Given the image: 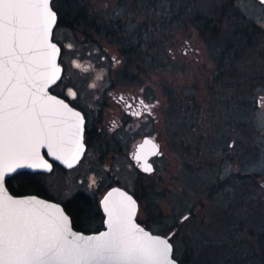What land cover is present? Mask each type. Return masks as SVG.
Listing matches in <instances>:
<instances>
[{
	"label": "rangeland",
	"instance_id": "rangeland-1",
	"mask_svg": "<svg viewBox=\"0 0 264 264\" xmlns=\"http://www.w3.org/2000/svg\"><path fill=\"white\" fill-rule=\"evenodd\" d=\"M224 2L232 18H224L221 35L234 34L230 26L235 9L260 25L257 35L242 38L243 42L233 35L241 51L226 57L217 45L224 39L205 38L198 28L202 21L191 20L195 12L219 17ZM57 4L72 24L56 33L67 56V79L76 85L89 80L95 87L106 75L114 78L115 93H142L143 88L145 97L157 99L155 124L146 121L135 131L124 132L123 144L131 147L148 131L156 135L162 155L153 172L140 176L128 175L124 158L113 162L118 176H75L80 169L68 176L59 172L41 176L48 191L66 199L79 189L89 191L108 179L120 180L139 194L138 217L155 232L173 233L175 256L187 258L185 264H264V3L58 0ZM80 6L82 15L96 20L92 27L76 21L82 19L77 13ZM108 21L118 26L115 34L93 33ZM123 40L146 41L138 54H132L140 58L146 52V61H128L121 51ZM223 80L229 83L223 85ZM100 226L94 216L87 221V227Z\"/></svg>",
	"mask_w": 264,
	"mask_h": 264
},
{
	"label": "snow or ice",
	"instance_id": "snow-or-ice-1",
	"mask_svg": "<svg viewBox=\"0 0 264 264\" xmlns=\"http://www.w3.org/2000/svg\"><path fill=\"white\" fill-rule=\"evenodd\" d=\"M55 18L50 0H0V187L6 175L25 166L18 161H34L27 164L34 168H51L47 162L35 161L39 160L41 142L51 141L56 131L46 118L49 103L66 108L62 101L43 95L48 84L58 78L54 64L57 49L47 43ZM44 47L52 49L50 60L44 59V53L37 58V49ZM49 67L53 75L45 79L43 70ZM36 77L43 83L37 85ZM144 108L151 111L148 105ZM74 115L82 121L78 113ZM153 147L158 153L159 146ZM144 171L151 172V165ZM128 199L127 216L116 222L110 233L84 238L71 232L62 213L55 221L41 223L25 211L24 206L32 201L5 197L0 201V264H173L172 246L166 239L144 233L145 241L131 235L142 230L131 225L135 202Z\"/></svg>",
	"mask_w": 264,
	"mask_h": 264
},
{
	"label": "flooded vegetation",
	"instance_id": "flooded-vegetation-1",
	"mask_svg": "<svg viewBox=\"0 0 264 264\" xmlns=\"http://www.w3.org/2000/svg\"><path fill=\"white\" fill-rule=\"evenodd\" d=\"M58 12V11H57ZM58 13V22L54 29V39L61 46L60 63L63 66V73L59 81L51 87V91L61 97L66 103L78 111L83 118V145L84 150L78 161V163L72 167H67L55 158H51L49 154L44 151V155L52 163V170L50 172L38 171H22L29 172L33 176H48L54 172H59L61 175L68 176L76 170L80 169L79 175L75 176H118L113 170V162L117 159L124 158L126 160V168L131 172L128 175L140 176L150 174L141 167V161L136 157L138 144L143 141L145 137L157 141L155 134H148V131L138 139L131 147L126 149L123 144L125 137L124 132H133L139 128V126L146 121L153 126L156 120V113L154 108L156 107V100H149L145 97L143 88L142 93L135 90H127L123 92H113V85H116L114 78H108L106 75L100 77L95 87L90 86L91 82L84 80L76 84L74 81L67 79L68 66L66 60V54L64 52L63 45L56 39V33L59 27L64 24ZM90 79V78H89ZM73 93L75 95H73ZM123 97V99H121ZM143 101V104L140 102ZM144 105H148L151 111L149 112L144 108ZM134 112H140L141 115H134ZM107 113H109L107 115ZM80 147V146H79ZM162 155H154L150 157V161L153 162L155 167V160ZM86 167V170H85ZM119 165L116 169H119ZM85 170V171H84ZM155 170V169H154ZM44 182V181H43ZM107 183L94 186L93 190H77L72 196L61 199L56 197L50 191L44 182L43 196L54 199L61 202L69 213L73 222L76 220L77 224H87V221L94 216V219L101 221V226L96 228L84 227L86 232L97 231L104 226L105 214L101 206V198L105 192L112 186H121L131 192L139 202V194L130 185L122 183L120 180H107ZM133 183V182H131ZM79 195V198L74 199ZM81 204H83L81 206ZM78 206H81L77 208ZM139 221L149 228L148 224L138 217ZM82 230V229H81ZM152 230V229H151Z\"/></svg>",
	"mask_w": 264,
	"mask_h": 264
},
{
	"label": "water",
	"instance_id": "water-1",
	"mask_svg": "<svg viewBox=\"0 0 264 264\" xmlns=\"http://www.w3.org/2000/svg\"><path fill=\"white\" fill-rule=\"evenodd\" d=\"M259 1L264 3V0H259ZM53 2L54 0H50V8L51 11L56 14V18H55V23L51 26V30L48 34L47 43L49 45H54L55 48L57 49V52L55 53V57H54V64H55V68L58 69V71L55 74L56 77L58 78L55 79V83L48 84V86L44 89L43 95L54 98V101H62L63 105H65L66 108L62 107L59 104L49 103L48 106L49 114L46 118L50 122L51 127L56 131L54 132V136L51 141L45 139L41 142V146L39 147V160L35 161L37 163L47 162V164L51 165V168L50 169L34 168L27 166V164H31L34 161H28L27 164L23 160L18 161L20 164H23L25 166L19 167L16 169V171L5 176L3 185L2 187H0V201L4 200L5 197H11L13 200L32 201V203L24 206L25 211L30 215L31 218L36 219L41 223H48L51 221H55L56 219H58L60 213H62L63 216L67 217L68 227L71 230V232L76 234V236L87 238V237H100L102 234L110 233L113 229L114 224L127 216L129 212L128 198H131V201L135 202V211L134 214H132L131 216V225L135 226V228L137 229L142 230V232H132L131 235L135 238L144 239L145 241L146 238L144 237V233H147L148 237L166 239L167 242L172 246L170 259L173 262V264H185L182 263L175 256L174 243L171 239L173 233L170 232L168 234H164V233L154 232L150 228L143 225V223H141L138 219V212H139L138 200L131 192H129L127 189L121 186L118 185L112 186L102 196L101 206L105 214L104 226L97 231H91V232H86L75 228L70 213L66 210V208L61 202L41 196L36 193L15 194L10 190L7 184V180L14 177L19 172L22 171L50 172L52 170V163L49 159L45 157L44 151H46L51 158L57 159L67 167H69V165H71L72 167L78 163L84 150V145L82 143L84 121L81 114L78 113V111L75 110L73 107H71L68 103H66L61 97H59L58 95H56L51 91V87L59 81L63 73V66L60 63L61 46L53 38L54 29L58 22V12L54 8ZM37 53H38L37 56L38 59H40L39 53L46 54L44 56V59L47 61L51 59L52 49L50 47L39 48L37 49ZM43 71L46 73L45 79L52 77L53 70L51 69V67L44 69ZM35 82L37 85H40L41 83H43V80L36 77ZM74 113H78L79 117L82 118V121L78 120V118L74 115ZM78 125L79 128L77 127ZM146 141H151V143H146ZM153 145L159 146L158 153H156V149L153 147ZM161 153L162 151L160 149L159 143L151 139L150 137H145L143 141H141L138 144L136 156L141 157V159L139 160L141 161V167L143 170L144 167L151 165L152 167L151 172H153L155 167L153 162H151L149 159L151 156L159 155ZM35 201H39L41 203L38 204L35 203ZM57 209L60 210L59 213L56 211ZM68 239L72 240L73 238L69 236Z\"/></svg>",
	"mask_w": 264,
	"mask_h": 264
},
{
	"label": "trees",
	"instance_id": "trees-1",
	"mask_svg": "<svg viewBox=\"0 0 264 264\" xmlns=\"http://www.w3.org/2000/svg\"><path fill=\"white\" fill-rule=\"evenodd\" d=\"M57 1L58 0H54V7L58 11L59 16L61 18L60 22H62L64 24L72 25L71 22H68L69 21L68 18L64 16L65 13H62L60 6L57 4ZM231 4H234V3H231ZM147 6H149V5L147 4ZM189 6H191V5H189ZM227 8H228V6L224 2L220 5V9H219L220 16L219 17H215V16H210V17L206 16L205 17L204 14L201 15L202 13L195 12L194 18L191 19L192 22L195 21V18H196V22L202 21V22H199L198 28L201 30L200 32L202 33V36H205V38L210 36V38H213L214 41L219 40V38L224 39V41L221 40L220 42H218L217 45L219 47L218 49L220 51V54L221 55L225 54V57L228 56V53L232 54L235 52L234 54L236 55V51H237V53L239 51H241L240 50L241 48L238 49V47H240L239 42L242 40V38L247 40L248 38L254 37L255 34L257 35L256 29H258L260 27V25L258 23L253 22V20H251V19L250 20L247 19L245 15H243L239 10L235 9L233 11V15L235 17V20H234L235 22L231 21L232 25L230 26V29L234 31V34L232 33L230 35H228V34L227 35L226 34L221 35L220 32L222 31V28H223L222 24H223L224 18H226V17L232 18L230 11H229V14H227V10H228ZM82 9L83 8L80 6L79 11L77 12V13H79L78 16H80V14H81L80 18H82V19H78V17H77L76 21H82L84 24L85 23L89 24L92 27V25L95 24L96 20H94L95 22L94 21L91 22L89 19H87V17L82 15L83 14ZM182 11H183V9H182ZM234 24H236L235 27H232ZM100 30L105 31L108 34H110V33L115 34L119 30V28H118V26H116V24H114V22L108 21L107 23L106 22L103 23V25H101V26L99 25L97 27V30L95 32L93 31V33H99ZM249 30H251V32H248ZM233 35H234L233 38L240 39V41L234 42L232 39ZM87 38L89 40H91L92 35L87 34ZM246 40H245V44L247 45L248 43ZM142 42L146 43V41H142V40H138L136 42H134V41L128 42V41L123 40L120 42L121 51H123L124 54H127L128 61L133 62L134 59H135V61H138V62H145L146 61V59L148 58L147 56H149L148 53H146V52L140 58H138V57L134 58L132 56L133 53L136 54L137 52H139L138 49H139ZM242 42H243V40H242ZM147 47H150V44L147 45ZM232 47H235V49L232 50L231 49ZM140 53H141V51H140ZM229 65H230V63H229ZM222 66L223 65L221 63L220 67H222ZM227 68L231 72L232 68H229V67H227ZM255 69H256V66H255ZM222 73L223 72L221 71L220 74H222ZM230 75L234 76L233 74H230ZM227 78H229V77H227ZM228 83L229 82L225 83L224 80H223V82H221V84H223V85L224 84L227 85ZM230 85H232V84H230ZM7 184L9 186L10 190L15 194L36 193V194H39L41 196L44 195L43 194L44 182L41 180V178L39 176H33L29 172H19L14 177L8 179ZM76 198H79V195L76 196L74 199H76ZM82 205L83 204H81V206ZM81 206H78L77 208H79ZM73 225L77 229L87 230L84 228L87 226L86 223L85 224L83 223V225H80V224H77V221L75 220L73 222ZM179 260L181 262L185 263L188 259L184 258V259H179Z\"/></svg>",
	"mask_w": 264,
	"mask_h": 264
}]
</instances>
